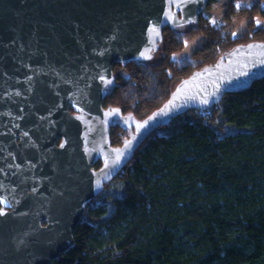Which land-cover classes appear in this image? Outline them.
I'll list each match as a JSON object with an SVG mask.
<instances>
[{
  "label": "water",
  "instance_id": "1",
  "mask_svg": "<svg viewBox=\"0 0 264 264\" xmlns=\"http://www.w3.org/2000/svg\"><path fill=\"white\" fill-rule=\"evenodd\" d=\"M210 1L0 0V264H51L150 133L264 76V40H252L181 78L143 118L103 106L114 63L152 60L163 29L192 26ZM115 126L128 131L119 145Z\"/></svg>",
  "mask_w": 264,
  "mask_h": 264
},
{
  "label": "trees",
  "instance_id": "2",
  "mask_svg": "<svg viewBox=\"0 0 264 264\" xmlns=\"http://www.w3.org/2000/svg\"><path fill=\"white\" fill-rule=\"evenodd\" d=\"M250 12L244 31L225 30L202 13L190 27L166 26L152 60L113 64L103 106L145 117L181 78L237 44L264 40L254 21L264 8ZM196 35L202 43L172 59ZM172 121L176 128L150 133L105 184H121L111 203L85 205L72 246L51 264H264V76ZM127 135L112 127L111 145Z\"/></svg>",
  "mask_w": 264,
  "mask_h": 264
},
{
  "label": "rangeland",
  "instance_id": "3",
  "mask_svg": "<svg viewBox=\"0 0 264 264\" xmlns=\"http://www.w3.org/2000/svg\"><path fill=\"white\" fill-rule=\"evenodd\" d=\"M253 5V6H252ZM248 6V7H246ZM264 8V0H212L207 5L202 14L208 18L211 22H217L223 24L225 30L235 31L236 27L239 26L241 31L246 29L245 20L248 19L251 14L248 13L249 10H258L259 8ZM246 8L248 11L244 12L242 9ZM235 11L230 17L229 21L224 19L226 11ZM254 13V12H253ZM256 26L264 27V17L257 15L254 17ZM202 43V38L200 35L191 37L184 42L181 50L172 54V59L180 60L182 58L188 57L191 52L196 49ZM182 117V115H181ZM178 125L176 122L172 121L169 125L160 126L155 129L157 133H166L173 130ZM225 129L232 131L233 128L228 127L225 123ZM121 190L120 181L116 180L107 185L102 189V191L93 199V207L101 204L103 202L111 203V199L118 195ZM88 217V216H87ZM92 220L96 221L95 218Z\"/></svg>",
  "mask_w": 264,
  "mask_h": 264
},
{
  "label": "snow or ice",
  "instance_id": "4",
  "mask_svg": "<svg viewBox=\"0 0 264 264\" xmlns=\"http://www.w3.org/2000/svg\"><path fill=\"white\" fill-rule=\"evenodd\" d=\"M4 213H3V210H0V215H3Z\"/></svg>",
  "mask_w": 264,
  "mask_h": 264
}]
</instances>
